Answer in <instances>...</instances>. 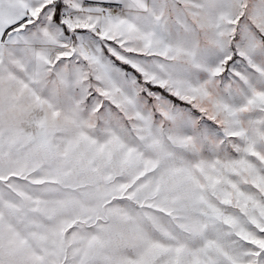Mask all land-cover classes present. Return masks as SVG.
I'll use <instances>...</instances> for the list:
<instances>
[{"label": "snow or ice", "instance_id": "obj_1", "mask_svg": "<svg viewBox=\"0 0 264 264\" xmlns=\"http://www.w3.org/2000/svg\"><path fill=\"white\" fill-rule=\"evenodd\" d=\"M0 264H264V0H0Z\"/></svg>", "mask_w": 264, "mask_h": 264}]
</instances>
